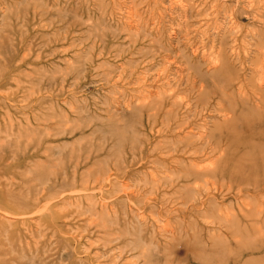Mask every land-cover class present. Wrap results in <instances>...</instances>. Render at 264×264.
<instances>
[{
  "label": "rangeland",
  "instance_id": "1",
  "mask_svg": "<svg viewBox=\"0 0 264 264\" xmlns=\"http://www.w3.org/2000/svg\"><path fill=\"white\" fill-rule=\"evenodd\" d=\"M0 264H264V0H0Z\"/></svg>",
  "mask_w": 264,
  "mask_h": 264
}]
</instances>
